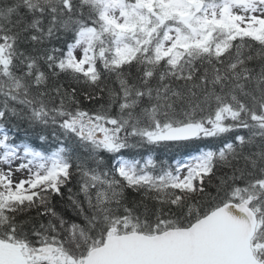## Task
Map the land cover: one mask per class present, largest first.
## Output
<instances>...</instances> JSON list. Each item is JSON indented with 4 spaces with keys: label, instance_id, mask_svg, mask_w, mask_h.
<instances>
[{
    "label": "snow or ice",
    "instance_id": "6c2138e0",
    "mask_svg": "<svg viewBox=\"0 0 264 264\" xmlns=\"http://www.w3.org/2000/svg\"><path fill=\"white\" fill-rule=\"evenodd\" d=\"M0 264H264V0H0Z\"/></svg>",
    "mask_w": 264,
    "mask_h": 264
},
{
    "label": "trees",
    "instance_id": "16d2710c",
    "mask_svg": "<svg viewBox=\"0 0 264 264\" xmlns=\"http://www.w3.org/2000/svg\"><path fill=\"white\" fill-rule=\"evenodd\" d=\"M152 155H154L158 160L169 158L170 156H175L177 154L184 155V152H182L179 149L173 150L172 152H169L168 149H165L163 147L154 149L151 152Z\"/></svg>",
    "mask_w": 264,
    "mask_h": 264
}]
</instances>
